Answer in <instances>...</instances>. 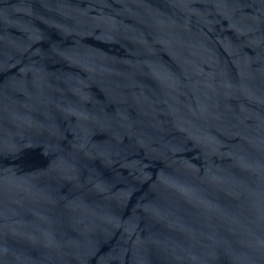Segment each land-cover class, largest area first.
I'll return each mask as SVG.
<instances>
[{"label":"water","instance_id":"water-1","mask_svg":"<svg viewBox=\"0 0 264 264\" xmlns=\"http://www.w3.org/2000/svg\"><path fill=\"white\" fill-rule=\"evenodd\" d=\"M0 264H264V0H0Z\"/></svg>","mask_w":264,"mask_h":264}]
</instances>
